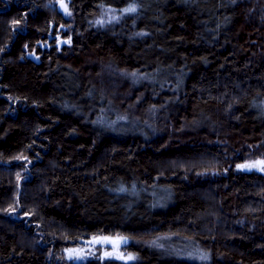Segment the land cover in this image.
<instances>
[{
  "label": "trees",
  "instance_id": "1",
  "mask_svg": "<svg viewBox=\"0 0 264 264\" xmlns=\"http://www.w3.org/2000/svg\"><path fill=\"white\" fill-rule=\"evenodd\" d=\"M60 1L0 0V264H264V0Z\"/></svg>",
  "mask_w": 264,
  "mask_h": 264
},
{
  "label": "rangeland",
  "instance_id": "2",
  "mask_svg": "<svg viewBox=\"0 0 264 264\" xmlns=\"http://www.w3.org/2000/svg\"><path fill=\"white\" fill-rule=\"evenodd\" d=\"M60 3L62 4L63 9L65 11H67L69 14H72V8L69 3V0H61ZM103 15H105L104 12L99 17H102ZM258 161H264V160H255L253 162H249L245 164H255ZM109 236L121 238V242L117 248L113 244L104 241L98 243L79 244L71 249L72 251L70 252V255L79 261H86L93 257H99V256L119 257L128 260L129 257H131V259H133L134 254L130 252L128 248V243L131 241L130 240L131 236L126 234L109 235Z\"/></svg>",
  "mask_w": 264,
  "mask_h": 264
},
{
  "label": "snow or ice",
  "instance_id": "3",
  "mask_svg": "<svg viewBox=\"0 0 264 264\" xmlns=\"http://www.w3.org/2000/svg\"><path fill=\"white\" fill-rule=\"evenodd\" d=\"M124 12H136V6L135 4L130 5L128 8L123 10ZM70 42V41H69ZM238 167L240 168H246V169H250L253 167H259L260 171H264V161H258L255 164H245V165H239ZM14 211V209H13ZM72 250H69V252H71ZM110 255V254H109ZM203 259H206L207 257H202ZM129 259H131V257H129Z\"/></svg>",
  "mask_w": 264,
  "mask_h": 264
},
{
  "label": "water",
  "instance_id": "4",
  "mask_svg": "<svg viewBox=\"0 0 264 264\" xmlns=\"http://www.w3.org/2000/svg\"><path fill=\"white\" fill-rule=\"evenodd\" d=\"M90 241H93V242H97V241L101 242V241H104V242L113 244L117 248L119 246L120 242H121V238L112 237V236L106 235V236L94 237Z\"/></svg>",
  "mask_w": 264,
  "mask_h": 264
}]
</instances>
